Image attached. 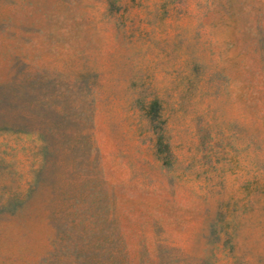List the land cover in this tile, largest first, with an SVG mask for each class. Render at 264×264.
<instances>
[{"label": "rangeland", "instance_id": "1", "mask_svg": "<svg viewBox=\"0 0 264 264\" xmlns=\"http://www.w3.org/2000/svg\"><path fill=\"white\" fill-rule=\"evenodd\" d=\"M0 264H264V0H0Z\"/></svg>", "mask_w": 264, "mask_h": 264}]
</instances>
